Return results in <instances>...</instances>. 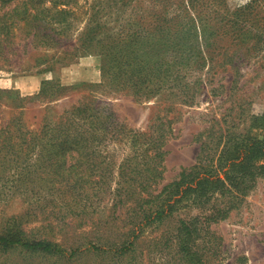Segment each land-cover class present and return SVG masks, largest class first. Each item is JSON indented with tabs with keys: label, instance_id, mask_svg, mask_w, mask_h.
I'll return each instance as SVG.
<instances>
[{
	"label": "trees",
	"instance_id": "trees-1",
	"mask_svg": "<svg viewBox=\"0 0 264 264\" xmlns=\"http://www.w3.org/2000/svg\"><path fill=\"white\" fill-rule=\"evenodd\" d=\"M81 7L80 0H0V70L15 65L19 46H60L74 32ZM97 14L86 20L70 54H100L115 80L146 85L137 90L134 84L135 96L160 89L164 77H155L157 69L147 61H137L135 38H99ZM15 31L28 43L18 45ZM135 67L144 72L134 74ZM47 86L61 87L42 81L44 91ZM168 109H158L145 131L118 123L92 94L36 131L20 112L7 121L0 114V187L7 189V200L16 194L29 198L19 214L1 222L0 252L19 250L21 264H210L209 225L237 209L264 174V127L259 137L203 143L196 163L162 184ZM111 140L129 150L114 188L100 150ZM195 207L200 215L151 238L167 220Z\"/></svg>",
	"mask_w": 264,
	"mask_h": 264
},
{
	"label": "rangeland",
	"instance_id": "rangeland-1",
	"mask_svg": "<svg viewBox=\"0 0 264 264\" xmlns=\"http://www.w3.org/2000/svg\"><path fill=\"white\" fill-rule=\"evenodd\" d=\"M80 1V20L67 39H60V46L34 49L27 45L25 51L19 46L15 65L0 70L4 120L20 112L28 129L36 131L43 124H53L82 96L92 94L109 106L118 123L145 131L158 109L166 106L164 122L171 121L164 129L170 134L164 147L162 184L195 164L203 143L260 136L264 127V0ZM96 12L101 21L99 38L126 34L135 38L142 57L137 53V61H147L151 68L156 67L155 77H164L160 89L155 86L150 95L135 96L134 84L137 90L146 85L115 80L100 54H70L86 20ZM15 34L18 45L28 43L24 34ZM135 69L137 75L141 70ZM42 81L61 87L47 86L44 91ZM100 150L106 156L109 184L114 188L129 150L113 140ZM0 191L5 195L0 196L2 225L19 214L29 198L16 194L7 200V189L0 187ZM200 214V208L185 209L158 232L149 231L151 238L172 230L180 219ZM208 230L213 236L210 264H264V174L239 207L226 219L211 223ZM10 253L0 252V264H21L19 250Z\"/></svg>",
	"mask_w": 264,
	"mask_h": 264
}]
</instances>
